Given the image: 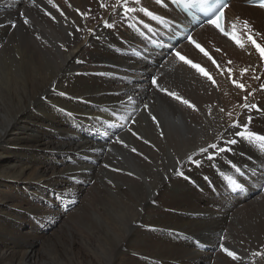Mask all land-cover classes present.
Returning a JSON list of instances; mask_svg holds the SVG:
<instances>
[{
	"label": "bare ground",
	"instance_id": "1",
	"mask_svg": "<svg viewBox=\"0 0 264 264\" xmlns=\"http://www.w3.org/2000/svg\"><path fill=\"white\" fill-rule=\"evenodd\" d=\"M248 1L232 0L227 18L247 19L264 33V10L242 6ZM105 2L111 5L115 0ZM37 3L52 11L56 20L49 19L28 0H0V55L7 41L17 40L25 48L31 67L26 78L18 80L17 91L10 94L15 118L0 131V264L33 261L32 248L66 211L75 207L76 203H67V198L91 191L104 164L124 170H110L111 176L120 181L112 185V198L119 200L125 213L124 230L113 246L110 264H235L218 251L222 232L228 237V246L244 257L241 264H251L253 260L264 264V257L250 256L251 251L264 248V148L260 142L238 143L232 146L233 152L221 153L212 161L205 159L200 167L186 165L183 176L172 172L175 156L186 158L200 147L222 144L217 134L229 136L234 130L224 131L227 116L219 108L233 110L243 103L245 93L220 76L211 62L191 46L181 45L180 49L208 68L218 81V89L171 57L161 68L163 52L150 50V44L145 48L139 32L129 27L135 22L112 15L111 7L100 8L99 0H55L67 20L46 0ZM142 5L164 16L177 15L156 0H142ZM74 8L91 9L90 18L82 19ZM21 12L30 19V26L23 24ZM104 20L114 27L105 28ZM144 20L153 23L147 17ZM9 21L16 22L15 30ZM193 36L222 64L232 60L237 77L241 68L255 67L260 79H253L250 70L242 82L254 92L249 101L262 109L251 113L250 129L264 135V62L254 50L248 48L252 51L248 55L210 27L194 30ZM241 40L247 47L246 34ZM216 47L226 55L216 53ZM137 50L146 53L145 60L134 56ZM161 71L165 72V84L194 102L199 112L166 97H154L147 90L149 76ZM60 92L67 95L61 96ZM137 93L146 100L154 98L151 108L164 133L161 137L151 120L139 113L134 127L149 144L107 122L111 112L105 110L117 107L116 102L121 97L126 99L125 94ZM131 111V106L120 108L125 116ZM235 112L241 109L236 107ZM240 119L246 117L241 115ZM116 133L142 155L112 143ZM229 161L246 167L252 175L251 179L244 178L245 185L237 189V195L231 193L234 189L230 186L226 187L224 179L225 175L235 178ZM165 172L170 178L161 180ZM45 194L54 196L62 206L54 219L44 215L51 212L42 213L37 205ZM78 240L87 247L92 244L81 235ZM73 244L48 241L45 246L54 258L48 257L50 262L86 264L88 258L78 253Z\"/></svg>",
	"mask_w": 264,
	"mask_h": 264
},
{
	"label": "snow or ice",
	"instance_id": "2",
	"mask_svg": "<svg viewBox=\"0 0 264 264\" xmlns=\"http://www.w3.org/2000/svg\"><path fill=\"white\" fill-rule=\"evenodd\" d=\"M251 6L264 10V0H249ZM28 3L40 9L45 16L49 19L55 21L56 16L48 8L37 3V0H28ZM68 3V0H65ZM156 3L161 7L174 6L179 9L178 14L173 17H168L161 15L153 10L142 5V0H115V3L109 5L105 0H99V7L107 10L109 7L112 9V15L119 16L123 21H134L135 23L129 24V27L135 28L139 32L140 36L143 38L142 43L144 47L147 48L149 44L153 48H160L163 52L165 46L167 45V51L163 52L161 58L160 67L163 68L165 64L169 63V57L173 58L178 65H183L187 69L193 71L200 78L206 80L210 83L213 88L218 89L219 84L215 76L201 63L194 61L192 58L180 51L181 45L191 46L198 54L206 58L207 61L211 62L214 66L216 72L225 77L230 81V83L239 92H244L245 95L242 97L243 103L236 105L233 110L226 111L225 108H219L220 113H224L227 116V127L224 131L228 129H233L229 136H225L223 132L217 134L216 139L222 141V144L211 143L205 147H200L196 152L188 154L186 158H181L180 156L174 157V167L172 172L176 175H184V168L186 165L200 167L203 160L207 159L209 161L215 160L217 156L221 153L233 152L234 148L232 146L238 143H255L260 142L261 147L264 148V135L258 134L250 129V125L253 120L251 113L253 111L261 112L262 109L257 106L256 103L250 102L249 97L254 95V92L248 91V86L242 82L243 77L251 70L253 72V79L259 80L260 76L255 74V67L248 66L241 68L239 71V76L237 77L235 69L232 67L233 61L227 60L223 64L217 60L212 53L206 49L194 36L192 29L210 27L211 29L218 32L220 35L226 37L228 40L232 41L236 47L241 50L247 51L248 55H252V51H255L261 62H264V42L261 39L264 38V33L256 30L252 23L247 19H242L239 16L235 17L233 20L229 21L227 18V11L231 7L230 0H156ZM46 4L52 9H55L61 17L67 20V16L63 9L55 3V0H46ZM68 7H72L68 4ZM77 15L82 19L87 20L91 16V9L87 11H81L78 8L73 9ZM139 14H142L139 15ZM23 20V24L26 26L31 25L30 19L25 16L24 13L19 14ZM191 16L197 17V23L192 24ZM147 17L149 21L153 23H147L144 20ZM103 19V17H101ZM11 28H16L15 21H9ZM191 25V28L188 27ZM104 27L110 28L114 27V24L110 23L108 20H104ZM80 31L78 27L76 29ZM92 33V30L89 29ZM239 33V34H238ZM72 33H69L71 35ZM246 34L247 47L241 40V36ZM164 36H168L165 40ZM173 36L177 37L175 42H173ZM36 39L40 40L41 36L36 35ZM64 46L61 45V48ZM65 51L67 49H64ZM216 53L226 55L223 50L219 47L214 48ZM137 56H142L143 52L140 50L136 51ZM82 63V61H77ZM80 73H77L79 75ZM165 72L161 71L159 73L149 76V88L148 91L153 92L155 96H162L168 98L171 102L182 106L184 108L190 109L192 112H199L197 105L190 99L185 98L178 90H174L172 87L168 86L164 82ZM264 89V85H261ZM55 91V89H53ZM61 96H66L64 92L59 93ZM126 99L121 97L116 103L117 107L110 110H105L111 112V116L107 121L110 127L117 129H124L130 133L132 137L137 140L143 141L145 144L150 142L141 136L136 130L135 125L138 124L137 116L139 113L143 112L146 119H150L151 122L160 130V135L163 137L164 133L160 126V121L158 117L154 114L151 108V104L154 103V98L144 99L136 95L125 94ZM131 106L132 111L127 115H122L120 112L121 107ZM241 109V112H235V108ZM134 113V114H133ZM209 115L212 114V107L208 106ZM241 115L246 117L245 120H241ZM100 119V117H97ZM111 142L121 145L125 149H130L132 153L136 155H142L136 147H130L126 140L122 139L121 136L116 133ZM212 149L213 151H209ZM108 151H112L111 148ZM199 157V158H198ZM144 159H148L144 157ZM151 162V161H149ZM105 168L110 169L113 172H123V169L113 167L110 164H104ZM229 168L233 171V176L225 175L224 179L227 181L226 187L230 186L232 189L242 190L245 185V177L248 179L252 178L250 172L246 170V167L238 166L229 161ZM129 176L134 175L132 172L126 173ZM167 172L161 176V180L169 179ZM207 179V178H206ZM109 184H113L111 180L108 181ZM114 186V185H113ZM155 202V201H153ZM199 243V241H197ZM218 251L222 254L225 260L229 262H235V264H241L244 261L237 251L228 246V237L226 233H221L218 242ZM250 256L253 258L264 257V248L259 250L251 251ZM255 264V260L251 262Z\"/></svg>",
	"mask_w": 264,
	"mask_h": 264
},
{
	"label": "rangeland",
	"instance_id": "3",
	"mask_svg": "<svg viewBox=\"0 0 264 264\" xmlns=\"http://www.w3.org/2000/svg\"><path fill=\"white\" fill-rule=\"evenodd\" d=\"M241 4L247 6L245 3ZM18 31L22 33L21 30L18 29ZM30 68L23 45L17 43V40L7 41L3 53L0 55V131L4 130L15 118L14 103L10 94L17 91L20 84L18 80H24ZM109 180L113 184H109ZM94 182L91 191H86L77 196L72 194L71 198H67V203H76L75 207L68 212L66 211L62 220L59 219L56 226L51 229L52 231L49 230L48 235L42 237L32 248L30 254H32L31 258H34L33 261L26 260L23 264H57L55 261L51 263L49 260V258L53 260L54 258L49 248L45 246L48 241L66 242L70 245L74 242L73 248L88 258L86 264L111 263L113 246L123 232L125 223L123 207L119 200L112 198V185L118 184L120 181L111 176L110 169L104 167ZM50 196V194H45L37 205L43 209L40 210L42 213L51 212L50 215H44L54 219L58 216L59 212L57 213V211H60L62 206H59L54 196ZM72 205L68 204L67 206ZM86 209H88V214H86ZM80 235L89 239L92 244L88 247L84 246L78 240ZM55 246L59 247L58 245Z\"/></svg>",
	"mask_w": 264,
	"mask_h": 264
}]
</instances>
